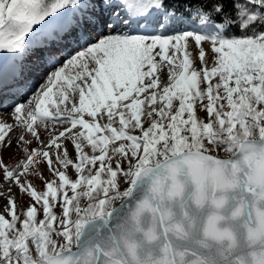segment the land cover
Instances as JSON below:
<instances>
[{"label":"snow or ice","instance_id":"obj_1","mask_svg":"<svg viewBox=\"0 0 264 264\" xmlns=\"http://www.w3.org/2000/svg\"><path fill=\"white\" fill-rule=\"evenodd\" d=\"M0 53V264H264V0H0Z\"/></svg>","mask_w":264,"mask_h":264},{"label":"water","instance_id":"obj_2","mask_svg":"<svg viewBox=\"0 0 264 264\" xmlns=\"http://www.w3.org/2000/svg\"><path fill=\"white\" fill-rule=\"evenodd\" d=\"M10 54H7V53H0V57H3L4 59L2 61H0V63H5V61L7 60V57L9 56Z\"/></svg>","mask_w":264,"mask_h":264},{"label":"trees","instance_id":"obj_3","mask_svg":"<svg viewBox=\"0 0 264 264\" xmlns=\"http://www.w3.org/2000/svg\"><path fill=\"white\" fill-rule=\"evenodd\" d=\"M184 0H178V3L182 6Z\"/></svg>","mask_w":264,"mask_h":264},{"label":"rangeland","instance_id":"obj_4","mask_svg":"<svg viewBox=\"0 0 264 264\" xmlns=\"http://www.w3.org/2000/svg\"><path fill=\"white\" fill-rule=\"evenodd\" d=\"M30 35H31V34H30ZM10 55H11V54H10ZM10 55H9V56H10ZM6 61H7V60H6ZM6 61H5V62H6ZM164 71L166 72V69H165Z\"/></svg>","mask_w":264,"mask_h":264}]
</instances>
